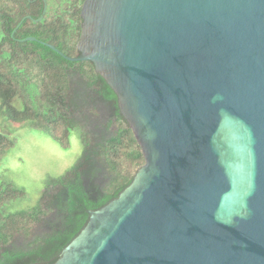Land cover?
<instances>
[{
    "label": "water",
    "instance_id": "1",
    "mask_svg": "<svg viewBox=\"0 0 264 264\" xmlns=\"http://www.w3.org/2000/svg\"><path fill=\"white\" fill-rule=\"evenodd\" d=\"M82 19L80 57L47 46L95 65L146 163L55 264H264V0H85Z\"/></svg>",
    "mask_w": 264,
    "mask_h": 264
},
{
    "label": "trees",
    "instance_id": "2",
    "mask_svg": "<svg viewBox=\"0 0 264 264\" xmlns=\"http://www.w3.org/2000/svg\"><path fill=\"white\" fill-rule=\"evenodd\" d=\"M84 1L0 0V117L29 123L63 150L74 137L83 148L72 168L47 178L35 204L0 175V264H55L87 227L89 212L117 200L146 163L118 96L95 65L69 62L47 46L81 56ZM16 145L0 133V162Z\"/></svg>",
    "mask_w": 264,
    "mask_h": 264
},
{
    "label": "rangeland",
    "instance_id": "3",
    "mask_svg": "<svg viewBox=\"0 0 264 264\" xmlns=\"http://www.w3.org/2000/svg\"><path fill=\"white\" fill-rule=\"evenodd\" d=\"M0 133L17 140V145L0 162V175L6 174L24 188L35 204L44 190L48 177H59L72 168L83 152L81 143L72 138L69 150L32 131L29 123L9 124L0 117Z\"/></svg>",
    "mask_w": 264,
    "mask_h": 264
}]
</instances>
